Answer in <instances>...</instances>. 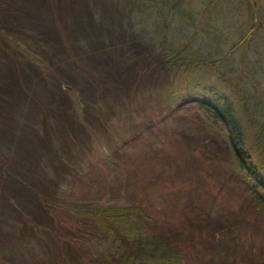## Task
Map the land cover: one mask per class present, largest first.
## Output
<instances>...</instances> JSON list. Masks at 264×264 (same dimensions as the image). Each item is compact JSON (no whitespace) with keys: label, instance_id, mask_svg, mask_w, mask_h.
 Here are the masks:
<instances>
[{"label":"rangeland","instance_id":"374dc122","mask_svg":"<svg viewBox=\"0 0 264 264\" xmlns=\"http://www.w3.org/2000/svg\"><path fill=\"white\" fill-rule=\"evenodd\" d=\"M204 1L187 0L178 15L193 20ZM256 1L263 22L244 46L235 45L249 18L242 0H214L201 14L233 36L195 41L219 64L191 80L138 34L135 0H0V32L42 61L11 57L0 38V264H111L89 226L53 205L68 202L138 205L143 228L180 248L183 264H264V217L228 168L225 127L199 107L231 112L245 137L253 118L264 121Z\"/></svg>","mask_w":264,"mask_h":264},{"label":"trees","instance_id":"16d2710c","mask_svg":"<svg viewBox=\"0 0 264 264\" xmlns=\"http://www.w3.org/2000/svg\"><path fill=\"white\" fill-rule=\"evenodd\" d=\"M186 2L187 0H167L165 6L156 9L152 0H135L132 19L136 22V27L140 26L138 34L149 36L148 41L152 39L151 43L164 51L168 67L177 70L180 77L185 79L191 77L192 80L198 73L214 70V67L219 64L217 60L209 61L199 57L193 51L195 41L202 38L209 44L221 45L233 35L222 36L218 20L208 25L212 14L210 11L209 19L206 18L207 14L201 15L213 8L214 0L202 2L200 9L203 11L193 20L178 15V13L190 12L188 7H185ZM242 2L246 5L244 7L249 12V18L244 32L236 35L240 37L235 44L237 47L252 42L254 33H257L260 23L263 22L258 1L242 0ZM142 16L144 17L141 18ZM173 26L180 27L178 32L180 36L172 35L174 34ZM148 27L153 28V32L148 33ZM0 38L6 46L5 51L11 57L14 54H20L22 61L42 62L36 55V48L18 35L0 32ZM207 39L210 42L206 41ZM243 66L238 72L240 76L245 69ZM231 81H235L234 85L238 88L243 85V81H239L241 84L237 82L238 79ZM199 107L212 120L225 127L226 135L223 140L229 153L228 168L242 176L255 210L264 217V121L261 120L262 116L253 118L250 127L252 128L250 133L253 134L245 137L242 134L244 131L240 122L231 112L224 111L211 102H202ZM105 110L98 113V116L100 122L107 127L108 122L104 123L102 120ZM56 204L61 206L62 214L68 216V220H78L82 226H89L93 231L92 238L99 246L100 252L111 264H183V253L180 248L170 245L164 237L148 233L143 228L141 221L148 217L138 205L53 203V205Z\"/></svg>","mask_w":264,"mask_h":264}]
</instances>
